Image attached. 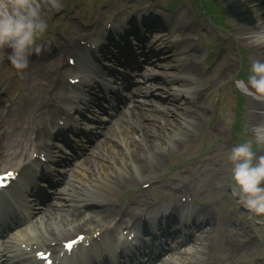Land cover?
Instances as JSON below:
<instances>
[{
  "label": "rangeland",
  "instance_id": "1",
  "mask_svg": "<svg viewBox=\"0 0 264 264\" xmlns=\"http://www.w3.org/2000/svg\"><path fill=\"white\" fill-rule=\"evenodd\" d=\"M203 2L215 4L224 10L221 14L222 19H219L218 23H212L207 19L199 0H65L61 8L53 10L54 13L51 15L42 13V20L46 22L47 29L37 39L36 43L39 47L53 44L55 39L59 43L70 44L69 37L71 35L65 38L61 32L62 25L69 23L68 19H71L72 24L87 32L96 25H101L102 29L103 26L111 24L116 19L120 23H126L143 10L151 11L159 16V20L168 25L163 37L159 38L157 35H153L149 39L146 34L145 36L151 43H156L161 39L162 46L173 47L175 45L168 58H163L168 56L166 53L159 58H149L151 64L159 65L153 71L162 78V81L153 85L159 88H156L155 91L153 89V96L146 99L152 101V104H149L147 108L163 105L169 108L170 112L173 111L174 105L168 99H171L170 96L175 98L176 94L173 92L179 90V87L174 84L170 86L172 79L170 77L178 76L177 69L171 67L177 65L179 61L186 60L188 55L199 57L198 65L205 71V76L208 78V81L205 82L207 87L208 84L211 86L216 84L219 77L218 72H222L228 66L233 68L231 78L223 82L225 89L223 91L217 89L211 98L204 101V106L207 109L206 121L203 123L204 129L192 136L191 141H186L174 150L158 167V173L151 169H144L143 174H147V177L137 178V173L141 171L133 172L132 175L136 180L134 186L121 187L118 191V196L130 199L131 203L137 207V214L145 209L140 202L142 200H148L155 206L161 207L164 202H175L185 195L180 191L175 193L171 190L177 186V183L172 180L177 173L187 178L194 173L198 163L207 166L212 164L211 158L217 153L218 142L207 136V129L210 126H215L225 132L232 147L238 143L235 137L237 130L240 128L243 130L240 134L241 142H243V138L251 135L253 129L246 128L242 123L245 112L244 101L250 99L252 95L243 91V86L238 89L236 81L240 77L248 75L249 68L245 61V54H248V51L244 54L240 47L245 48L246 46L237 42L241 36L238 39L233 36L234 25L231 21L233 15L231 11L237 14L247 30L242 36L243 39L252 31L264 30V0H203ZM73 10L79 11L80 17L72 16L70 11ZM151 33L158 34L161 31L154 32L153 30ZM130 41L133 44L136 42L133 38ZM247 50L249 49L247 48ZM85 57L93 61L88 54ZM142 59L143 57H137L141 67L145 66ZM98 66V62H95L96 70H99ZM2 68L5 70L0 84V92L4 94L1 99L4 102L3 115H6V118L11 114L14 115L18 128L21 125L19 120L26 119L25 112L33 100L28 89L32 90L30 89L32 87L35 89L44 88L46 85L37 78H30L24 83L21 75L10 63H5ZM144 69L146 68H141L139 72L143 74ZM8 72H15L12 76L13 79L9 77ZM80 90L84 91L83 88ZM141 101L144 100L141 99ZM175 113V111L170 113L169 118L171 119L172 114ZM147 122L150 121L147 120ZM12 129L16 130L13 126ZM171 137L173 139L181 137V130L173 132ZM118 150L120 149L118 148ZM226 157L220 156L215 160V164L221 168V174L215 179H224V187L222 189L209 187L202 193H198L197 190L191 193L198 200L195 206L198 205L201 209L196 216H204L208 212L212 219L217 220L212 223L218 228L209 232L208 235L215 246L211 252H208L204 246L197 245V248L191 250L186 258L183 256L181 258L183 260L179 263H185V260L188 263L192 256L200 264L211 261H215L214 264H264V215L250 214L240 205L238 198L232 195L231 164ZM77 176L76 184L79 188L87 187V180L79 174ZM141 186H144L142 190H140ZM171 193L173 195L168 196ZM202 205L206 207L202 208ZM184 215L190 217L189 212H184ZM229 231L240 235L247 234V236H243V238L240 236L235 240L232 254L225 251V237L231 236ZM248 238H251L252 242L250 249H238L239 247L235 243L248 242ZM177 263L174 261V264Z\"/></svg>",
  "mask_w": 264,
  "mask_h": 264
},
{
  "label": "bare ground",
  "instance_id": "2",
  "mask_svg": "<svg viewBox=\"0 0 264 264\" xmlns=\"http://www.w3.org/2000/svg\"><path fill=\"white\" fill-rule=\"evenodd\" d=\"M64 1L33 0L39 9V13L43 12L44 14L52 13L53 10L61 7ZM145 20L149 21L150 18L145 17ZM232 23L235 35L243 34L245 29L244 25L242 26V22L232 17ZM69 25L76 38H80L81 40L83 37L88 38L81 33L83 31L70 23ZM92 36L95 39L98 37L97 33ZM251 36H247L248 42L246 47H250L251 50L248 62L250 65L253 61L257 60L264 62V45H254L251 43ZM68 50L69 46L62 47V51ZM0 51L2 56H4L1 60L10 63L7 59L10 49L3 48ZM83 53L84 51L81 52V57ZM33 58L31 56L28 67L19 72L24 79H29V76L39 77L47 85L50 84L46 88L47 96L44 95L43 88L39 91L37 89L33 91V94L36 95V104L28 111V121L35 128L37 139L42 141L53 121V113L49 112V110L56 104H60L63 107L61 104L67 103V85L64 83V74L68 70L66 67H63L60 71L59 68H56L57 65L62 63L60 62L62 59L59 55L55 56L45 67H40V62H35L37 60ZM76 67L78 70H81L84 64L80 61L76 64ZM47 68L48 70L50 69L49 73ZM177 69L189 77L173 78L171 80L173 84L176 83L181 87L176 92H173L176 94L175 98L173 97L170 100L171 103H175L176 101L181 102L178 105H174L173 111L176 113L172 114L171 119L169 115L173 111L170 112L169 108L160 106L159 108L153 107L149 109L145 108L143 104L134 105V107L121 113L115 120L106 123L109 127H106L103 132L97 135L95 149L91 151L90 157L78 164V173L81 171L83 178L87 180L89 184L87 191L94 193L93 196L96 195L101 200L107 202L110 198L108 197L109 194L116 193L120 187L135 184L136 180L132 175L133 172L140 170L139 178H143L142 170L147 167L144 165L146 159L157 158L158 163L161 164L169 153L174 151L178 146H182L184 141L197 133L201 129V123L206 118L205 114L207 110L204 107L203 100L207 98V94H212L218 88L221 89L222 82L229 79L233 72L232 68H226L222 72H218L219 78L216 81V86L208 87L207 90H201L199 84L205 79V71L199 68L198 59L195 56L189 57L188 62L180 64L177 66ZM150 74L149 78L151 80L162 81L156 73L151 72ZM147 80V78L143 79L144 85H141L137 90V92L144 91L145 96L150 93V90H153L150 84H145L149 81ZM183 88L191 89L182 90ZM246 111L244 118L246 124L250 126L264 124V102L250 99L246 104ZM259 111L263 113H258ZM147 120L150 122H147ZM166 129H168V132H166ZM178 129L181 130L182 137L175 140L171 136ZM208 135L220 142L216 155L211 158V169L199 163L194 176L191 175L189 178L177 177L176 181L179 183V186H176L175 189L178 190L181 186L186 192H192L195 188L200 192L209 187L218 189L224 187V179H215V177L221 174V168L215 164V160L220 156H227L231 150V145L225 134L216 128H212ZM119 147L121 148L120 150L117 149ZM5 153H7L6 150H0V161L5 158ZM258 155H264V146L259 147ZM148 168L151 169L152 167L149 166ZM153 168L157 169V166ZM208 172L212 174V177L208 176ZM66 176H68L67 178L65 177L68 187L64 194L65 200L68 203L58 208H55L56 205H53L51 209L39 214L42 217L34 223L32 229L35 232L34 227L37 225L35 232L37 235L35 237L29 236V228L21 231L20 236L27 237L29 241H41L44 244H47V241L66 242L73 237L70 235H74L82 228H89L100 222H104L103 220H97L95 216L79 217L77 215L80 209L90 204L93 198L85 196L84 189H79L75 185L69 184V181L74 179V174L69 173ZM94 201L98 200L95 199ZM72 202L74 203L73 205H71ZM80 204L83 205L80 206ZM147 204L148 202H144V205ZM68 205H70L69 209L64 210L62 208ZM74 207L79 208L73 210ZM15 239L17 240V237ZM201 241L206 243L208 248H213L212 241L208 239ZM8 246L10 245L5 244L3 246L6 254L2 256L0 253V258L8 255Z\"/></svg>",
  "mask_w": 264,
  "mask_h": 264
},
{
  "label": "clouds",
  "instance_id": "3",
  "mask_svg": "<svg viewBox=\"0 0 264 264\" xmlns=\"http://www.w3.org/2000/svg\"><path fill=\"white\" fill-rule=\"evenodd\" d=\"M47 29L33 0H0V49H10V64L22 71L31 55L39 54L37 39ZM251 43L264 45V30L251 36ZM264 100V62L253 61L246 82L237 80L236 87ZM252 139L235 144L227 154L231 164V193L242 207L254 216L264 215V155H257L253 145L264 146V124L251 130Z\"/></svg>",
  "mask_w": 264,
  "mask_h": 264
},
{
  "label": "snow or ice",
  "instance_id": "4",
  "mask_svg": "<svg viewBox=\"0 0 264 264\" xmlns=\"http://www.w3.org/2000/svg\"><path fill=\"white\" fill-rule=\"evenodd\" d=\"M0 179H2V178H0ZM68 247L71 248V245H68Z\"/></svg>",
  "mask_w": 264,
  "mask_h": 264
}]
</instances>
